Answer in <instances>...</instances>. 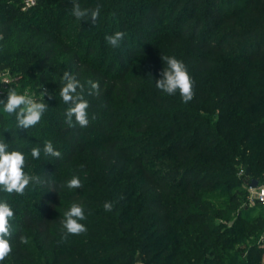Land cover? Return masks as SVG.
Instances as JSON below:
<instances>
[{"label":"trees","instance_id":"1","mask_svg":"<svg viewBox=\"0 0 264 264\" xmlns=\"http://www.w3.org/2000/svg\"><path fill=\"white\" fill-rule=\"evenodd\" d=\"M97 1L78 0L85 8ZM98 4L94 27L90 18L71 15V0H35L30 7L0 0L7 89L43 86L53 96L45 97L48 110L29 129L18 128L0 105V140L22 152L24 170L44 181L22 196L0 191L15 213L8 264L33 260L18 241L28 234L54 253L49 264H262L264 212L250 216L243 203L252 179L264 183V0H149L134 31L121 22L125 38L108 52L105 36L116 29L106 21L126 4ZM169 16L164 30L160 22ZM147 42L154 47L144 61L154 71L132 70ZM164 55L186 64L195 81L191 102L178 93L143 92L156 88L149 76L160 78ZM65 71L82 83L100 82L99 95L85 96L86 127L74 118L73 126L66 123L69 105L59 95ZM48 126L51 134L37 135ZM49 140L60 158L44 155ZM35 146L41 155L33 161ZM73 175L82 187H61ZM105 201L113 202L111 212ZM73 202L84 206L87 232L61 242L60 221Z\"/></svg>","mask_w":264,"mask_h":264},{"label":"clouds","instance_id":"2","mask_svg":"<svg viewBox=\"0 0 264 264\" xmlns=\"http://www.w3.org/2000/svg\"><path fill=\"white\" fill-rule=\"evenodd\" d=\"M71 15L77 20L91 19L93 25L100 17L102 5L97 4L94 8L82 7L78 0H71ZM114 15V14H113ZM125 38L124 31H115L111 35L105 36L109 46L116 49L121 46ZM165 62V67L160 71V78L155 81L157 89L165 94L172 96L179 94L183 103L191 102L195 97V81L192 79L188 68L184 62L175 56H161ZM63 86L59 95L62 101L69 105L66 110V123L73 126V118L80 127H86L89 123L88 109L89 102L85 96L99 95L100 82L98 80H88L82 83L71 71H65L62 76ZM53 99L51 93L46 88L40 86L39 99L25 92L21 94L15 88L7 89L6 100H0L2 112L8 116H15L17 127L29 129L36 126L43 115L48 110V104L45 102ZM95 118V117H93ZM43 153L45 156L60 158L61 153L55 150L53 143L44 142ZM41 155L40 147L31 149V157L39 159ZM27 166V158L20 151H9V145L0 140V191L8 195H24L27 187L32 184H41L44 181L39 176L30 175L24 169ZM61 187L68 189H78L82 187V182L77 175H73ZM105 212H111L114 208L113 202L105 201L103 204ZM15 218L14 210L8 200L0 199V262L5 261L13 251V220ZM86 219L84 206L73 202L70 208L64 213L61 224V242H66L70 236L83 235L87 232V227L81 223ZM21 244H27L28 239L18 236Z\"/></svg>","mask_w":264,"mask_h":264},{"label":"rangeland","instance_id":"3","mask_svg":"<svg viewBox=\"0 0 264 264\" xmlns=\"http://www.w3.org/2000/svg\"><path fill=\"white\" fill-rule=\"evenodd\" d=\"M126 1H127V3H126ZM98 3H100V0L97 1V4ZM147 3H149V0H125L126 6L123 7L124 4H120L119 5L120 9H119L117 15L116 16L110 15V18L106 21V24L108 26L110 25L112 28L116 29L115 31H118V29L121 28V22L125 21V23L127 25V28L130 29L131 31H134V29L136 27V24H137L138 13H140L142 11V9H141L142 5H145ZM127 4H128V6H127ZM69 9L71 10V8H69ZM189 11H191V10H189ZM66 15L67 14L65 13V16ZM168 19H170V20H165V21L160 22V26L164 30H167L170 27L167 23H169V24L172 23V21H171L172 20V16H169ZM96 23H98V21ZM95 26H96V24L94 25V27ZM93 31H94V29H92V30L90 29V30H87L86 33L87 34H92V33L94 34ZM108 35H111V33L108 34ZM158 37H160V35H158L157 38ZM97 41L100 42V38H97ZM153 45L154 44L151 43V42H147V43L142 45L143 53L140 54L139 56L133 58L132 64H130V67H131L132 70L139 69V68H142V67H146V69H150V70L154 71L153 70L154 66L150 65L151 67L149 68L147 66V64L145 63V61H144V59L146 58L145 55H144V52L147 51L148 49H150L151 46H153ZM97 47H98L97 51L99 53L101 48H100L99 45H97ZM111 49H112V47L109 46L108 44H107V46L104 47V51H107V52L110 51ZM98 55H100V54H98ZM149 77L152 80L153 86L155 87V84H154L155 79H154V77H152V76H149ZM20 90H21L20 91L21 94H24L25 92H27L28 94L32 95L34 98L39 99L40 88L36 89V88L26 87L25 89L24 88L23 89L20 88ZM155 91H161V90H159L157 88H152V86H147V87H145L143 89L144 93H146V92L147 93L148 92L154 93ZM144 93L141 95V97H142L143 100H146L147 99V95H145ZM136 103H138V102H136ZM138 104H140V103H138ZM1 107H3V106L1 105ZM52 120H53V123H52V126H53V125H55V117L54 116H52ZM52 126H48L47 128L36 129L37 135L39 136L41 133H43V134H51V132L53 131L52 128H51ZM37 141H38V139H37ZM33 161H34V159H33ZM238 186L241 187V188H246L245 184H235L234 188H236ZM243 204H244L243 208L246 209V211H244V213H246V214H248L250 216H253L257 212H261V211L264 212V207L259 206V205H251L250 203H248V200L245 201V203H243ZM26 238L28 239V243L25 244V245H26V248H28L30 250L31 256H32V259H33V260L29 261L28 263L29 264H49L50 260L54 256V253L42 249L40 247L39 241L35 238V236L33 234H28L26 236ZM260 241H261L262 245H264V237H261ZM9 257H7V259H5V261L0 262V264H8L9 263L8 262L9 261L8 260ZM244 257L245 256L243 255L242 258H244ZM260 261H261L262 264H264V248L262 250V258H261Z\"/></svg>","mask_w":264,"mask_h":264},{"label":"built area","instance_id":"4","mask_svg":"<svg viewBox=\"0 0 264 264\" xmlns=\"http://www.w3.org/2000/svg\"><path fill=\"white\" fill-rule=\"evenodd\" d=\"M35 4V0H25V7ZM11 83V76L8 72L0 70V95L5 92ZM248 203L251 205H259L264 207V183L258 184L256 187L247 185Z\"/></svg>","mask_w":264,"mask_h":264},{"label":"water","instance_id":"5","mask_svg":"<svg viewBox=\"0 0 264 264\" xmlns=\"http://www.w3.org/2000/svg\"><path fill=\"white\" fill-rule=\"evenodd\" d=\"M258 184H259V181L257 179H252L249 183V185L252 187H256L258 186Z\"/></svg>","mask_w":264,"mask_h":264},{"label":"crops","instance_id":"6","mask_svg":"<svg viewBox=\"0 0 264 264\" xmlns=\"http://www.w3.org/2000/svg\"><path fill=\"white\" fill-rule=\"evenodd\" d=\"M137 264H142V262L140 260L137 261Z\"/></svg>","mask_w":264,"mask_h":264}]
</instances>
